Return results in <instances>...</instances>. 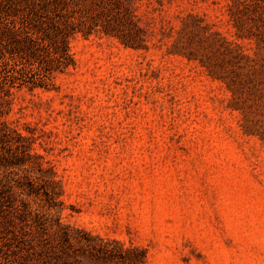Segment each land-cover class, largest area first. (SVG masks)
Wrapping results in <instances>:
<instances>
[{
	"label": "rangeland",
	"instance_id": "rangeland-1",
	"mask_svg": "<svg viewBox=\"0 0 264 264\" xmlns=\"http://www.w3.org/2000/svg\"><path fill=\"white\" fill-rule=\"evenodd\" d=\"M43 1L0 0V264H50L56 216L139 264H264V0H68L97 25L19 84L3 25Z\"/></svg>",
	"mask_w": 264,
	"mask_h": 264
},
{
	"label": "trees",
	"instance_id": "trees-1",
	"mask_svg": "<svg viewBox=\"0 0 264 264\" xmlns=\"http://www.w3.org/2000/svg\"><path fill=\"white\" fill-rule=\"evenodd\" d=\"M114 1L98 0L94 4ZM68 3V0L43 1L40 6L25 12L17 23H4L6 44L3 48L9 54L19 56L24 63L16 75L8 76L11 81L48 86L54 72L73 64L68 46L70 36L78 31L90 32L97 22L87 24L83 20H74ZM102 25L104 31L117 34L110 20H104ZM43 185L42 194L48 209L54 208L58 203V191ZM47 221L53 226L52 231H42L40 240L53 259L50 264H139L146 258V250L138 245L124 247L117 239L63 224L58 216Z\"/></svg>",
	"mask_w": 264,
	"mask_h": 264
}]
</instances>
